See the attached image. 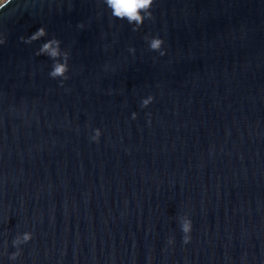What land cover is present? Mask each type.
Masks as SVG:
<instances>
[{
	"label": "water",
	"instance_id": "95a60500",
	"mask_svg": "<svg viewBox=\"0 0 264 264\" xmlns=\"http://www.w3.org/2000/svg\"><path fill=\"white\" fill-rule=\"evenodd\" d=\"M151 12L134 32L101 0L0 10V264H264V0ZM51 38L63 87L36 55Z\"/></svg>",
	"mask_w": 264,
	"mask_h": 264
},
{
	"label": "clouds",
	"instance_id": "9594fccd",
	"mask_svg": "<svg viewBox=\"0 0 264 264\" xmlns=\"http://www.w3.org/2000/svg\"><path fill=\"white\" fill-rule=\"evenodd\" d=\"M12 0H0V10H3L8 6ZM103 5L110 10V14L117 20L126 21L129 25H133L132 31H138L146 20H152L151 8L155 0H101ZM78 27L83 28V24H79ZM47 35L44 27L38 28L34 33L27 38L20 37V41L26 45H30L36 41L41 40ZM144 40L148 44V48L152 52L159 53L160 56L165 55L163 51L164 40L159 37L145 36ZM5 39L0 38V45L5 44ZM61 42L56 38L48 39L44 42L36 52V55L47 57L52 61L51 71L48 73L49 78L53 80H60V86L63 87V81L68 79L67 73L69 72V53L61 49ZM128 52L133 54L134 48H128ZM153 102V97L148 96L142 99L141 108H147ZM132 119L136 118V114H132ZM102 133L100 129H94L93 134L90 137V141L98 143ZM180 231L182 233V243L187 245L191 242L192 221L187 216L178 217ZM33 239L31 232H24L18 234L12 240V247L16 249L8 259L10 261H16L21 255V246L28 244ZM168 244H174V238L168 240Z\"/></svg>",
	"mask_w": 264,
	"mask_h": 264
}]
</instances>
